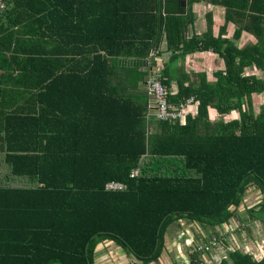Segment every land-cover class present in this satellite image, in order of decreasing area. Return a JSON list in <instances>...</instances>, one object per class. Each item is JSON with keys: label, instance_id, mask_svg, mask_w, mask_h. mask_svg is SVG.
<instances>
[{"label": "trees", "instance_id": "obj_1", "mask_svg": "<svg viewBox=\"0 0 264 264\" xmlns=\"http://www.w3.org/2000/svg\"><path fill=\"white\" fill-rule=\"evenodd\" d=\"M11 1L0 37L10 51L0 57L13 70L11 133L4 127L1 141L0 264H95L97 246L110 243L156 264L179 221L195 232L185 243L188 264H203L204 255L211 264H264L239 246L255 240L252 224L264 225V108L255 113L251 102L264 95V75L245 73L264 72V0H210L224 8V25L213 37L208 18L207 31L189 38L191 6L203 0ZM89 2L99 10L80 17ZM228 23L235 29L223 38ZM241 32L253 41L238 48ZM163 35L169 63L212 52L224 64L213 82L204 73L176 81L169 103L196 104L183 123L153 117L151 96L138 86V68ZM167 63L155 61L169 88ZM111 181L125 188L106 190ZM252 188L261 196L248 205ZM233 221L245 233L236 247L229 231L220 234Z\"/></svg>", "mask_w": 264, "mask_h": 264}, {"label": "crops", "instance_id": "obj_2", "mask_svg": "<svg viewBox=\"0 0 264 264\" xmlns=\"http://www.w3.org/2000/svg\"><path fill=\"white\" fill-rule=\"evenodd\" d=\"M210 0H203L197 3H194L191 6V11L194 16V22L192 25H190L186 29V38L192 37V36H201L203 33L207 31V21L208 18H210L212 24H211V34L213 37H216L219 33V29L224 25V13L225 10L221 6H217L215 4H211L209 2ZM20 4L23 3V1H17ZM185 2V1H183ZM97 3L89 2L87 3L82 12L79 14L80 17H88L90 16L91 12L97 11L99 9L94 8ZM7 6V10H12V7L14 5L13 1H10V3ZM186 5V3H185ZM184 7V6H183ZM102 17V16H101ZM161 17V16H160ZM9 22H8V14H2L0 16V37H3L5 32L8 30ZM7 29V30H6ZM235 29L234 24L228 23L226 24V30L225 35H223V38H230L233 30ZM161 30H159L160 34ZM159 34L156 36V38L159 37ZM253 37L249 35L246 32H241L240 38L235 41L236 46L242 47L248 42H252ZM6 42H4L3 47L6 46ZM3 47L0 46V55L8 56L10 54V51L5 50ZM155 47V48H154ZM150 58L148 66L143 68L140 66L138 68L139 72H142L144 75L141 80L138 81V86L145 90L148 93L147 87H144V79L149 74V72H153V69H159V66L155 65V61L160 64L161 66L166 64L169 66L170 70V78L171 84L168 88L172 93L176 91V81L181 80L183 75H188L190 79H192L191 74L193 73H204L206 75V79L209 82L214 81V73L217 71H222L224 69L223 61L214 53L212 52H193L191 54H186L183 56H178L177 59H175L173 62L169 63V55L171 54L170 51L167 50L166 41L163 35L162 40L158 43L156 42L153 46V49L151 50ZM156 53L154 54V52ZM181 52V51H180ZM160 53V54H158ZM0 57V158L4 157L5 152L3 151V148L1 146L2 139H6L5 136V129L11 133L10 127L6 126L8 125L6 118L10 115L11 107H9L12 102L11 99V92L8 88L13 83V70L11 67V64L4 59ZM151 59H154L153 65H151ZM249 71V72H247ZM245 73L247 75L254 74L255 76L262 77L264 75V72H258L256 70H251L246 68ZM150 81V80H149ZM4 92L2 95L1 92ZM149 94V93H148ZM254 96L261 100L264 98V95L257 94L252 95L251 102L252 108L254 105ZM151 99V98H150ZM29 100V96H23L20 99L16 98V102H25ZM264 105V104H263ZM262 107H259V110ZM264 108V107H263ZM150 114L155 115V111L153 107H151V104H149ZM254 110V109H253ZM259 112V111H258ZM9 113V114H8ZM196 113V104H192L187 108V114L186 115H195ZM256 113V112H255ZM235 114V113H234ZM210 119L215 120L217 119V114L215 111H212L210 114ZM5 127V129H4ZM255 236V235H254ZM255 238H257L255 236ZM254 238V239H255ZM243 241V240H242ZM249 242H242L244 246H246L250 251V253L253 255L255 259H261L264 256V245L263 248H261V244L253 239H248ZM237 243V241H236ZM100 248H103L101 245ZM245 248V250H248ZM99 258H103L102 256L95 259V264H98L100 261ZM104 260V259H101ZM210 261V260H209ZM103 264V263H102Z\"/></svg>", "mask_w": 264, "mask_h": 264}, {"label": "rangeland", "instance_id": "obj_3", "mask_svg": "<svg viewBox=\"0 0 264 264\" xmlns=\"http://www.w3.org/2000/svg\"><path fill=\"white\" fill-rule=\"evenodd\" d=\"M11 1V0H10ZM7 9V8H6ZM3 14V13H2ZM0 14V15H2ZM249 72V71H247ZM260 77V76H258ZM254 105L253 109L254 112H258L259 107H264V98L259 100L254 96ZM253 104V103H252ZM255 191L253 188L249 189L246 197L244 199V203L248 205H255L259 198V193ZM255 197V201H251L252 197ZM261 196V195H260ZM191 225H187L185 222H178L177 224H172L168 230L167 237H166V251L163 255V258L160 262L156 264H188L187 254L185 252V243L189 244L191 240L195 238V232L191 229ZM254 230L251 229V236L255 235L257 238L255 240L261 244V248H263L264 245V225L256 223L252 224ZM236 229V230H235ZM196 231H199L198 228L195 229ZM225 231H229L230 235H227V241L230 243L231 247H236V241H240V238L245 237L244 228L242 226H238V224L233 221L225 226H223L222 229H220V234L224 233ZM250 232V230H249ZM222 235V234H221ZM105 244V243H103ZM239 246H242L243 249L247 248L241 244ZM101 245L97 246L96 249V259L100 256L103 258H99L100 261L98 264H140L137 263L134 258L131 256H128L123 250L117 249L116 246H114L113 243H110L107 248H100ZM217 252V251H216ZM212 253V254H211ZM210 254L211 256L214 255V252L212 251ZM210 256L204 255V257L201 259L204 261L203 264H211ZM104 259V260H101Z\"/></svg>", "mask_w": 264, "mask_h": 264}, {"label": "built area", "instance_id": "obj_4", "mask_svg": "<svg viewBox=\"0 0 264 264\" xmlns=\"http://www.w3.org/2000/svg\"><path fill=\"white\" fill-rule=\"evenodd\" d=\"M10 0H0V14H2ZM149 95L154 99L156 111L154 117L160 121L183 123L186 118L187 108L193 104V98L187 99L178 106H172L168 102L169 89L165 87L160 80V70L157 68L152 72L151 79L147 87ZM135 172L131 175L133 176ZM125 186L118 182H108L105 189L108 191H121ZM216 261L217 258H215Z\"/></svg>", "mask_w": 264, "mask_h": 264}, {"label": "water", "instance_id": "obj_5", "mask_svg": "<svg viewBox=\"0 0 264 264\" xmlns=\"http://www.w3.org/2000/svg\"><path fill=\"white\" fill-rule=\"evenodd\" d=\"M182 6H185V2H182ZM157 39V38H156ZM155 48V47H154ZM151 65H153V59H151ZM151 76H152V73H149L146 77H145V79H144V81H143V83H144V87L146 88V87H148V83H149V80L151 79ZM150 104H151V107H153V109H154V111H156V106H155V103H154V99H152V97H151V99H150Z\"/></svg>", "mask_w": 264, "mask_h": 264}, {"label": "bare ground", "instance_id": "obj_6", "mask_svg": "<svg viewBox=\"0 0 264 264\" xmlns=\"http://www.w3.org/2000/svg\"><path fill=\"white\" fill-rule=\"evenodd\" d=\"M156 53V51L154 52V54ZM154 60V59H153ZM153 63H154V61H153ZM155 69H153V71H154ZM149 73H152V72H149ZM162 83V82H161ZM169 92H170V90H169ZM171 94V92L169 93V95ZM168 102H169V99H168ZM170 104V103H169ZM170 105H172V104H170ZM172 106H174V105H172Z\"/></svg>", "mask_w": 264, "mask_h": 264}]
</instances>
